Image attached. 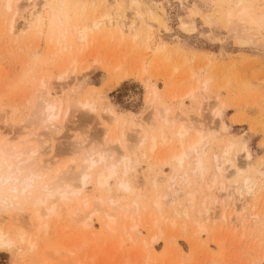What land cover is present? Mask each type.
Masks as SVG:
<instances>
[{
    "label": "rangeland",
    "instance_id": "374dc122",
    "mask_svg": "<svg viewBox=\"0 0 264 264\" xmlns=\"http://www.w3.org/2000/svg\"><path fill=\"white\" fill-rule=\"evenodd\" d=\"M229 3L0 0V150H35L43 183L104 154L134 189L76 184L69 199H49L50 216L39 207L41 222L30 199L0 210V229L23 239L0 264H264V0L244 1L248 20L233 27ZM42 96L61 104L55 133L36 113ZM197 135L202 172L193 154L170 162Z\"/></svg>",
    "mask_w": 264,
    "mask_h": 264
},
{
    "label": "bare ground",
    "instance_id": "6f19581e",
    "mask_svg": "<svg viewBox=\"0 0 264 264\" xmlns=\"http://www.w3.org/2000/svg\"><path fill=\"white\" fill-rule=\"evenodd\" d=\"M230 1V8L228 9V15H227V22L230 26H238L244 23L246 20H248L249 17V9L252 8V4H242L246 0H228ZM12 0H7V8H11ZM137 4V3H135ZM233 8H237L236 12H233ZM253 11H250V13ZM34 13H37L35 10ZM253 14V13H251ZM254 18V17H253ZM261 19V17L259 16ZM259 18L255 19L257 22H259ZM253 19V21H255ZM255 22V23H257ZM249 23V22H248ZM254 23V24H255ZM184 25V24H183ZM187 25V24H186ZM189 25V24H188ZM187 27L189 28L191 24ZM191 26L189 29L186 27H183L185 30L190 31L193 30ZM241 27V26H240ZM15 29V22L14 19L10 23V31H14ZM78 83V77L74 76L73 79L68 83L64 85V88L69 87L70 89H74L75 85ZM78 105L86 109V107L89 106L87 102H78ZM61 112V104H49L46 101V98L42 96L40 98V103L38 106V109L36 110L37 115L40 117H43L46 120V127L48 130H51L52 133L56 132L57 129V123H58V117ZM108 112H111L108 110ZM164 122H167L166 115L162 117ZM175 123H172L171 125L174 127ZM179 142H183V139L185 138L187 131L179 127L178 130L174 132ZM195 139V140H194ZM193 141H189L184 147L180 149V151H177L175 154L171 155L170 162H174L176 166L182 167L186 166L187 160L190 159V155L193 154L192 163L193 165V171L194 173L202 172L203 166L201 164V158L202 153L200 151L201 145H202V138L201 136L197 135ZM116 143V141H115ZM155 146L152 144L151 149H153ZM2 149V148H1ZM22 149L14 152V153H8L4 150H0V154L2 155L0 158V210L6 211L11 210L15 208L17 210L18 206L23 210V207L20 205L23 202H26L28 199L32 202V208L34 210L35 219L39 222L40 217L43 213L42 210L40 212V208L43 209L44 215H49L54 213V204L49 203V199H69V197L72 194H75L77 191L73 189V187L76 184H79V188H82L85 184L92 182L95 188L104 189L106 191V188H109V182L110 180H114L115 186H117L122 191H130L132 193V185L130 182L124 178H122L118 173V167L114 163H108L106 155L99 154L96 159L92 158V156H87L88 158L84 159L83 164L80 166V170L75 172V176L71 175L73 178H70L66 174V177L59 178L57 181L49 182V183H43V181L39 180V174L38 170L34 169V171L31 170L33 166V159L35 155V150L31 153H26L25 155L21 152ZM243 158L248 159L249 154L248 151L243 148ZM230 153V148L224 150L222 159L223 161H227V157ZM217 157L215 156V162ZM123 164V171L125 173V170H128L126 166V160L121 161ZM184 166V167H185ZM216 166V165H215ZM127 172V171H126ZM72 173V172H71ZM123 176V174H122ZM62 180V184L65 185L64 189H61L59 187V183ZM76 180V181H74ZM155 183V181H154ZM157 184V182H156ZM155 186V184H153ZM108 190V189H107ZM134 190V189H133ZM243 190L245 193L249 194L251 192V188L246 184V181L243 184ZM37 192L40 193H46V196H38L36 195ZM125 192V193H126ZM128 193V192H127ZM134 193V192H133ZM136 196V197H135ZM134 197L136 199H140L141 197L137 198V195ZM141 200V199H140ZM98 202L102 203L101 199L98 200ZM48 203V204H47ZM84 206L82 208V211H85L88 207L86 201L83 202ZM153 205L155 207H158L160 205V199L156 198L154 201H152ZM134 207L143 206V202L135 201L133 203ZM40 207V208H39ZM43 207V208H42ZM144 207H147V205H144ZM18 208V210L20 209ZM39 208V209H38ZM208 211H205L203 213L204 218L206 217L205 214H207ZM48 216V217H49ZM107 221L105 222V229L107 231L113 232L115 230L114 222L111 220V216L107 215ZM82 218V217H81ZM78 219V218H77ZM206 219V218H205ZM151 226L153 224H150ZM39 226V227H38ZM37 226V233L41 231L42 228H44V231L46 230L44 224L41 226ZM44 226V227H43ZM136 228V224L131 223L128 227L129 231H127V235L130 234V231L134 230ZM40 229V231H39ZM199 232L202 231V228L198 230ZM21 234H16V238H10L8 233L0 229V250L7 249V247L14 245L15 241L21 242ZM157 239L159 240V236H153L152 242H156ZM30 247H34V242L30 243ZM11 248V247H10ZM9 251V250H8ZM81 251V250H80ZM81 253H84L81 251Z\"/></svg>",
    "mask_w": 264,
    "mask_h": 264
}]
</instances>
